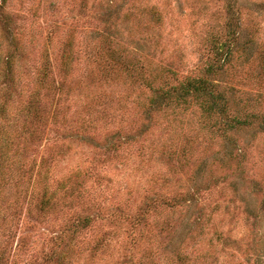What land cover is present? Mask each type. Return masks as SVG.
Returning <instances> with one entry per match:
<instances>
[{"label":"rangeland","instance_id":"374dc122","mask_svg":"<svg viewBox=\"0 0 264 264\" xmlns=\"http://www.w3.org/2000/svg\"><path fill=\"white\" fill-rule=\"evenodd\" d=\"M0 176V264H264V0H0Z\"/></svg>","mask_w":264,"mask_h":264},{"label":"trees","instance_id":"16d2710c","mask_svg":"<svg viewBox=\"0 0 264 264\" xmlns=\"http://www.w3.org/2000/svg\"><path fill=\"white\" fill-rule=\"evenodd\" d=\"M200 88L205 89V87L203 85H200ZM215 105H217L215 102H213ZM215 105H210L209 107H207V111L210 112L213 109H215ZM1 177V176H0ZM4 179V178H3ZM0 180H2V178H0ZM72 258V256L69 258V260Z\"/></svg>","mask_w":264,"mask_h":264}]
</instances>
